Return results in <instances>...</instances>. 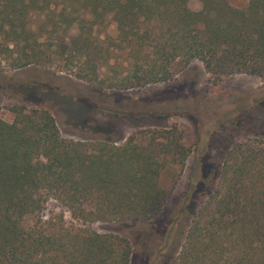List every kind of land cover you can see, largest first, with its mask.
Here are the masks:
<instances>
[{
	"label": "trees",
	"instance_id": "16d2710c",
	"mask_svg": "<svg viewBox=\"0 0 264 264\" xmlns=\"http://www.w3.org/2000/svg\"><path fill=\"white\" fill-rule=\"evenodd\" d=\"M197 1L192 10L188 0H0V54L15 53L14 67L79 61L75 77L100 85L94 62L117 48L126 72L109 87L171 80L192 60L211 82L244 73L264 86V0ZM72 23L63 42L57 32ZM109 24L114 36L100 45L93 29ZM9 109L12 120L0 118V264H128L123 236L65 226L60 214L43 215L45 204L81 223L156 218L189 151L181 132L171 125L90 143L61 137L46 109ZM169 264H264L263 138L224 152Z\"/></svg>",
	"mask_w": 264,
	"mask_h": 264
},
{
	"label": "rangeland",
	"instance_id": "374dc122",
	"mask_svg": "<svg viewBox=\"0 0 264 264\" xmlns=\"http://www.w3.org/2000/svg\"><path fill=\"white\" fill-rule=\"evenodd\" d=\"M245 2L229 0L237 7ZM187 6L196 10L199 3L188 0ZM57 33L67 42L76 33L74 23ZM93 33L100 45H106L114 29L110 24L100 25ZM120 54L114 48L100 63L94 62L100 85L75 77L79 61L67 65L59 57L47 64L14 67L15 53L0 54V118L12 120L11 106L46 109L61 137L90 143L121 144L133 133L138 138L146 129L175 126L189 151L156 218L81 223L55 201H47L43 210L45 216L60 214L65 226L123 236L131 247L128 264H169L199 203L215 184L224 152L235 141L264 139V86L258 77L244 73L211 82L200 62L192 60L171 80L109 87L106 82H117L125 75L126 67L119 63L124 53Z\"/></svg>",
	"mask_w": 264,
	"mask_h": 264
}]
</instances>
